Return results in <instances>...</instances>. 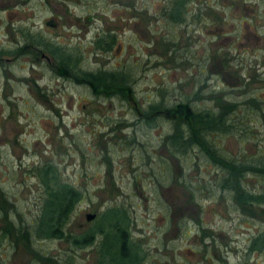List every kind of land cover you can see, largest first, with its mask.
Returning a JSON list of instances; mask_svg holds the SVG:
<instances>
[{"label":"rangeland","instance_id":"1","mask_svg":"<svg viewBox=\"0 0 264 264\" xmlns=\"http://www.w3.org/2000/svg\"><path fill=\"white\" fill-rule=\"evenodd\" d=\"M166 3L0 0V217L6 211L15 225H33L43 199L37 171L49 163L80 193L64 231L93 234L80 248L33 239L37 252L57 261L51 264H96L107 208L128 215L138 264H264L263 246L249 251L264 236V205L239 209L220 187L225 172L199 149L170 153L168 113L146 116L154 103L212 111L234 103L233 126L212 135L219 152L264 162V0H192L184 24L165 16ZM24 33L70 53L77 71L128 73L129 98L96 96L58 75L50 54L27 46ZM108 35L110 48H97ZM243 177L246 190L264 191L263 174ZM8 241L0 242V264H45Z\"/></svg>","mask_w":264,"mask_h":264},{"label":"trees","instance_id":"2","mask_svg":"<svg viewBox=\"0 0 264 264\" xmlns=\"http://www.w3.org/2000/svg\"><path fill=\"white\" fill-rule=\"evenodd\" d=\"M191 1L167 0L165 16L176 24H184L188 12L187 4ZM23 37L27 41L26 44L34 45L37 49L50 54L54 62L57 63L52 69L58 75L73 76L75 81L87 84L96 96L109 97L117 95L124 99L129 98L130 78L128 73L107 70L77 71L76 67L72 65V63L75 65L76 60L61 47L49 42L41 35L24 33ZM111 39V35H108L107 39L98 37L95 40V45L99 49L108 50ZM22 52L23 47L13 51L16 55ZM77 74L80 75L78 78ZM161 105L150 104L146 116L150 117L155 112L165 110L168 113L165 117L173 120L172 131L164 141V144L170 149V153H185L196 147L225 172L220 187L232 191L233 200L239 209L248 211V208L253 204L264 205V191L259 193L249 192L242 184L243 176L248 172H256L264 176V162L258 161L257 163L244 159L236 161L227 158L219 152L212 138L214 133L227 132L233 126L229 124L227 115L229 110H233L234 103H226L223 106L218 102V111L209 109L193 110L187 102L175 103L168 109L167 107H161ZM150 120L152 118L145 121L148 123ZM37 174L43 187V199L39 213L32 222L33 225H25L22 222L15 225L4 211L0 217L3 224L0 230V242L9 240L8 243L13 242L15 247L19 244L33 258V262L40 261L51 264L57 261L37 252L32 246L33 239L43 240L64 237L63 239L70 242L73 247L80 248L91 244L93 234L85 232L76 236L63 233L69 214L74 204L80 199V193L70 184L60 182L56 169L49 163L40 166ZM5 205L6 199L0 193V210ZM101 216L102 223L98 225L97 232L103 234V237L97 247L98 258L96 264H138L140 262V248L137 244L128 241L126 229L128 223L126 217L128 215L124 209L107 208ZM123 223L125 226L122 225ZM262 246L264 247V236H256L249 245V251H258ZM68 263H71V261L69 260Z\"/></svg>","mask_w":264,"mask_h":264},{"label":"flooded vegetation","instance_id":"3","mask_svg":"<svg viewBox=\"0 0 264 264\" xmlns=\"http://www.w3.org/2000/svg\"><path fill=\"white\" fill-rule=\"evenodd\" d=\"M47 24H51L52 26L53 25H55V23L52 21V20H49V21H47ZM24 46H26V45H24ZM27 46H30V45H28L27 44ZM51 57V56H50ZM51 59L53 60V58L51 57ZM87 221V220H86ZM90 221V220H89ZM63 233H65V234H72V232L71 231H63ZM82 234H84V233H82ZM61 238V237H60ZM60 238H52V239H54V240H56V239H60ZM62 240L61 241H64L63 240V238H61Z\"/></svg>","mask_w":264,"mask_h":264},{"label":"water","instance_id":"4","mask_svg":"<svg viewBox=\"0 0 264 264\" xmlns=\"http://www.w3.org/2000/svg\"><path fill=\"white\" fill-rule=\"evenodd\" d=\"M93 217H94L93 213H86L85 214V220H87V221L91 220Z\"/></svg>","mask_w":264,"mask_h":264}]
</instances>
